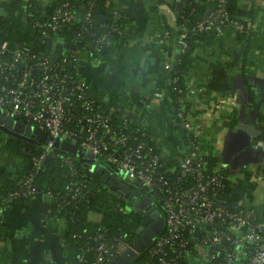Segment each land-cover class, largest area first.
<instances>
[{"label":"crops","instance_id":"obj_1","mask_svg":"<svg viewBox=\"0 0 264 264\" xmlns=\"http://www.w3.org/2000/svg\"><path fill=\"white\" fill-rule=\"evenodd\" d=\"M75 1L82 17L85 4ZM177 1L108 0L109 11L125 18L128 39L121 56H90L82 50L79 57L88 87L105 95L119 92L122 108L131 112L128 115L169 163L189 152L192 133L176 116L172 99L171 68L182 51L178 14L189 0L181 9ZM195 1L207 5L213 0ZM24 5L26 9L27 0H0V13H22ZM226 6L231 15L249 20L253 31L243 38L226 27L197 41L186 74V118L198 126L199 139L229 175L243 177L245 170L256 172L264 165V123L259 119L264 114V0H227ZM70 34L64 31L63 39ZM14 163L0 155V192L2 182L16 171ZM89 163L104 164L111 172L102 158ZM230 198L260 214L264 211V202L254 191L236 190ZM65 226L62 211L49 194L10 202L0 228V264H66Z\"/></svg>","mask_w":264,"mask_h":264},{"label":"built area","instance_id":"obj_2","mask_svg":"<svg viewBox=\"0 0 264 264\" xmlns=\"http://www.w3.org/2000/svg\"><path fill=\"white\" fill-rule=\"evenodd\" d=\"M214 1L215 6L208 7L210 11L193 25V30L221 33L230 25L236 32L253 31L249 20L229 13L227 0ZM77 20V11L69 0H64L48 20L38 24H44L43 34L49 37L51 31L57 32ZM187 34L188 28L179 32L182 51L187 46ZM43 54L32 50L26 40L14 44L0 42V107L8 115L37 126L51 138L44 152L34 157L36 169L43 166L54 140L60 138L80 146L85 155L90 152L92 158L104 159L117 176L121 173L129 180H138L159 194L165 209L163 230L142 250L144 259L130 264H264V211L260 214L257 208H248L230 198L225 192L228 175L225 165L210 166L205 149L193 141L180 160L167 162L152 145L122 133L104 111L95 108L94 100L86 94L88 85L83 75L75 78L76 74L64 65L65 48L57 65L49 53L45 57ZM166 66L170 67L169 63ZM79 72L82 74L78 65ZM176 116L199 137L198 126L182 119V108L176 111ZM57 156L71 163L69 157H62L61 153ZM85 174L79 176L73 169L68 184L72 199L82 194ZM31 180L28 176L22 189L11 192L8 199L20 192L33 193ZM46 194L53 198L52 194ZM5 206H0V217ZM128 247L134 245L121 240H101L92 264H111Z\"/></svg>","mask_w":264,"mask_h":264},{"label":"trees","instance_id":"obj_3","mask_svg":"<svg viewBox=\"0 0 264 264\" xmlns=\"http://www.w3.org/2000/svg\"><path fill=\"white\" fill-rule=\"evenodd\" d=\"M62 1L64 0H27L26 9L22 13L13 15L0 13V42L8 41L10 44H14L20 40H26L32 50L42 55L47 50L48 40L56 32L51 31V36L46 37L43 34L44 24L39 25L38 23L48 20ZM69 1L75 8L76 1ZM82 1L86 7V13L79 17V20L68 23L59 30L62 37H64V31H70L71 34L67 38L70 42L74 40V31L79 35L76 47L71 51L66 50L67 59L64 61V65L70 72L76 74L75 78L77 79L82 77V74L78 73L80 62L78 57L82 50H86L90 56L100 53H116L120 57L128 39L124 16L118 12L116 15L112 11L110 12L108 0ZM214 6V0L207 5L189 0L178 14L179 30L188 28L187 46L181 51L176 65L171 68V86L175 112L182 108L183 120L188 119L186 118L188 103L185 93L188 85L186 74L191 65L190 54L198 40L217 34L214 30L195 31L192 27L197 21L206 17L208 7ZM24 14L26 15L24 16ZM85 15L89 16V19L85 18ZM244 19L241 18V20ZM226 27L231 26L226 25ZM236 33L240 37L249 38L252 32ZM102 36L104 37L102 38ZM52 60L57 65L61 62L62 56L58 55ZM86 94L94 100L96 109L104 111L110 117V122L115 128L122 133H128L131 137L145 140L154 147L155 151L160 153L159 149L149 140L142 126L123 111L119 92L114 91L105 95L88 87ZM259 119L264 123V114L259 115ZM22 120L24 121V119ZM190 140L198 142L205 149L210 166L219 162L199 137L190 133ZM45 148L46 142L39 137L7 132L5 142L0 144V155L5 157L8 162L15 160L16 171L12 177L7 178L1 184L0 206H7L10 202L18 200L30 199L38 194H52V199L66 220L63 233L64 252L67 256L66 264H92L96 259L97 246L101 240L116 242L121 240L134 245L140 237L139 228L144 219L141 212L127 203L124 197L116 195L107 186H103L99 178L94 177L84 168L85 161L82 159L86 155L80 146L75 152L60 146H53L52 152L44 157L43 166L36 169L34 157L40 156ZM57 153H61L62 157H69L71 163H66L60 156H57ZM73 169L77 170L79 176L81 173H86V186L82 189V194L74 199L69 196L68 191L69 181L73 178ZM227 174L225 192L229 196L236 190L252 192L257 187L256 177H264V165L256 172L245 170L243 177H231L228 171ZM28 176L32 177L31 183L35 187V191L29 194L20 192L16 197L8 199L11 192L22 189V183ZM6 206L3 209V214ZM3 214L0 217V228ZM144 252H140L128 264L133 261H142L145 257Z\"/></svg>","mask_w":264,"mask_h":264},{"label":"water","instance_id":"obj_4","mask_svg":"<svg viewBox=\"0 0 264 264\" xmlns=\"http://www.w3.org/2000/svg\"><path fill=\"white\" fill-rule=\"evenodd\" d=\"M185 1L187 0H178L177 9H181V7L185 4ZM210 9L211 8L207 9L206 14L210 11ZM25 15L26 14H24V16ZM78 36V33L74 31V40L68 42L63 39V37L60 35V32L57 31L55 35L48 40L47 50L44 52L43 57H45L47 53H49L51 58L57 57L64 48L67 51H71L76 47ZM123 111L126 114H131V112L125 108ZM1 129L6 132L20 134L23 136L39 137L45 142H48L51 139L46 133L41 132L37 126L33 125L32 123L20 120L17 117L8 115L6 110L0 107V130ZM53 145L72 150L74 152L77 150V145L75 143H72L68 140H62L60 138L55 139ZM82 160L85 161V166L89 168L91 175L96 178H100L104 183L109 184L112 187H121L125 191H128L125 194L126 202L132 205L133 208L139 212H142V210L148 205V202L144 201L143 199L139 202V199L142 196L141 192L138 190L129 191L130 186L124 183L116 174L107 171L104 164H90L89 162L92 160L90 152H88ZM134 184L138 186L141 185V182L136 180ZM154 195L159 197L157 192H155ZM148 212L149 211L147 210L143 213L144 219L142 220V224L139 228L140 237L135 242L134 248L128 247L122 250L111 264H127L136 256L138 251L144 250L152 238L161 231L164 226V216L159 210H156L150 215H147Z\"/></svg>","mask_w":264,"mask_h":264},{"label":"flooded vegetation","instance_id":"obj_5","mask_svg":"<svg viewBox=\"0 0 264 264\" xmlns=\"http://www.w3.org/2000/svg\"><path fill=\"white\" fill-rule=\"evenodd\" d=\"M0 132H4V130H0ZM119 178L124 182L126 183L127 185L130 186V189L129 191H132V190H138L139 192L142 193V196L141 198L139 199V202L143 199L144 201L148 202V205L142 210L141 214L143 215V213L145 211H149L147 215H150L151 213H154L156 210H159L161 212V214L164 216V206L162 204V200H161V197H156L154 195L155 191H153L152 189H150L149 187L147 186H144L142 185H134L133 183H131L129 180L123 178V177H120ZM101 183L103 184V186H107L113 193H115L116 195L118 196H122L124 197V199L126 200V197H125V194L128 192V191H125L123 188L121 187H112L111 185L109 184H106L104 183L101 179H100ZM159 195V194H158ZM138 199V198H136ZM146 215V216H147ZM141 226V225H140ZM143 231V230H142Z\"/></svg>","mask_w":264,"mask_h":264},{"label":"rangeland","instance_id":"obj_6","mask_svg":"<svg viewBox=\"0 0 264 264\" xmlns=\"http://www.w3.org/2000/svg\"><path fill=\"white\" fill-rule=\"evenodd\" d=\"M22 8H24V9L22 10V12H23V11L25 10V5H24ZM1 135H2V143H4L5 140H6V137H7V132L4 131V132L1 133ZM227 171H228V169H227ZM119 176H120V177H123V178H125V179H127V180H129V178H127L126 176H122L121 173H118V177H119ZM230 176H231V175H230ZM231 177H232V176H231ZM257 179H258L259 183H258L256 189L254 190V194H255L256 196H260V197L262 198V201L264 202V191H262L263 188H261V187H264V182H263L264 177H262V176H258ZM129 181H130L131 183H134V181H132V180H129ZM242 191H243V190H242ZM243 193L247 194V193H249V191H243ZM238 201H239V200H238ZM239 202H240V201H239Z\"/></svg>","mask_w":264,"mask_h":264}]
</instances>
